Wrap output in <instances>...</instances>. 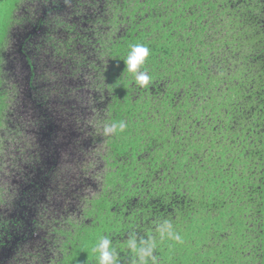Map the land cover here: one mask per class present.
<instances>
[{
	"label": "trees",
	"instance_id": "16d2710c",
	"mask_svg": "<svg viewBox=\"0 0 264 264\" xmlns=\"http://www.w3.org/2000/svg\"><path fill=\"white\" fill-rule=\"evenodd\" d=\"M218 2L222 6L221 13L215 12ZM121 3L117 9L129 15L125 19L127 24L114 35L116 39L111 38L103 45L111 63L110 68L106 67L109 79L118 77L110 87L114 93L112 100L122 98L130 105L131 98L136 95L137 102L142 101L139 105L147 107L148 98L158 97L157 92H161L164 113L179 118L180 128L167 132V139L162 142L155 138L154 130L148 136L142 127L138 133L147 142L140 145L135 157L132 148L136 146L131 148L128 144L120 152L122 143L118 139L114 142V156H125L124 162L116 160L113 163L118 165L117 170L109 173L117 192L102 198L101 205L104 201L109 205L100 210L97 218L83 223L80 229L90 230L99 224L101 217L110 218L104 233L115 249L116 264H140L128 242L139 243L141 239L151 240L155 245L153 256L147 258L145 264H264V0H121ZM171 5L174 8L170 11ZM66 7L54 4L41 12L48 18L52 10L59 9L61 18ZM229 7L232 9L227 13ZM211 9H214V18L217 14L228 17L220 31L212 35L208 24L202 23ZM109 19L116 25V18ZM239 20L246 26L243 27ZM42 23L40 18L35 25H25L23 32L13 34L15 40L23 39V53L17 54L29 57L27 43L38 34ZM47 23L48 19L42 30ZM49 32L47 30L46 35L40 37L44 43L52 37ZM134 44H143L150 50L140 69L151 78L146 87L135 83L134 74L125 64ZM198 44L205 45L206 49L199 48ZM170 45H175L177 52L173 53ZM178 59L184 63L178 61L180 69L172 74L165 64L173 66ZM28 63L31 70L25 86L33 93L37 89L36 72L31 58L26 61ZM188 65L191 74L184 77ZM162 77L172 80L163 79L166 82L160 85ZM213 99H216L214 105L210 103ZM110 103L115 122L125 121L116 108L120 101ZM134 106L136 104L130 106L132 112ZM54 128L58 126L51 125V129ZM157 141L159 146L151 151L149 158L140 156L139 150L155 147ZM200 161H203V172L198 166ZM241 164L242 169L239 168ZM158 169L165 172L155 176ZM246 176L250 184L239 183ZM196 190L202 194V202L197 199ZM239 192L242 197L238 201L253 204L247 212L253 211L250 218H255L253 226L258 232L249 223L241 227L232 225L228 233L235 234L234 246L230 242L210 244V238L216 240L220 230L215 229L210 218L202 220L199 214L207 212L211 216L213 208L224 210L221 217L232 214L235 209L223 208L226 203L223 202L226 196ZM257 203L262 204V210ZM244 213L241 211L240 215ZM165 221L180 234L182 242L161 234L159 225ZM183 225L189 232L186 236ZM248 228L254 230V235ZM7 235L11 238L8 241L19 239L21 242L27 238V235L19 237L14 229ZM83 260L89 264L99 262V253Z\"/></svg>",
	"mask_w": 264,
	"mask_h": 264
},
{
	"label": "rangeland",
	"instance_id": "374dc122",
	"mask_svg": "<svg viewBox=\"0 0 264 264\" xmlns=\"http://www.w3.org/2000/svg\"><path fill=\"white\" fill-rule=\"evenodd\" d=\"M59 3L67 6L61 18L59 9L52 10L48 18L41 12ZM120 4L121 0H0V264H62L63 258V264H89L83 259L98 254L96 244L105 237L104 228L110 218L101 217L99 224L90 230L80 226L97 218L100 210L109 205L104 201L102 206V198L117 192L109 173L117 170L118 165L113 163L124 162L125 156H114V142L118 139L122 143L120 152L128 144L136 146L131 147L135 157L140 145L147 142L138 133L142 127L148 136L154 130L155 138L162 142L167 139V132L180 128L179 118L164 113L161 92H157L158 97L148 98L147 107L139 105L142 101L137 102L136 95L130 105L122 98L112 100L114 93L110 87L118 77L109 79L106 67L110 68L111 63L103 45L127 24L125 19L129 15L117 9ZM221 7L215 12L219 13ZM171 8L174 6L169 7L170 11ZM213 10L202 21L208 24L211 35L220 31L221 24L228 19L220 14L214 18ZM109 17L116 18V25H112ZM40 18L43 23L48 19L47 27L42 30L41 24L38 34L27 43L29 57H22L16 53L18 40L13 34L23 32L25 25H35ZM47 30L52 37L44 43L40 37ZM198 46L206 49L205 45ZM170 48L173 53L177 52L175 45ZM28 58L33 60L36 72L37 89L33 93L25 86L30 76ZM178 61L184 63L178 59L173 66L165 64L166 69L174 74L180 69ZM189 67L182 76L191 74ZM163 79L172 80L162 77L159 81ZM113 101H120L116 108L127 127L122 132L117 130L105 135L104 127L115 122L110 108ZM215 102L213 99L210 103ZM135 104L132 112L130 106ZM54 124L58 128L51 129ZM156 143L155 147L139 150L140 156L149 158L151 151L159 146ZM202 164L200 161L198 165L200 172L205 171ZM242 167L241 164L239 168ZM164 172L158 169L155 176ZM233 176L236 178L235 173ZM239 181L250 184L248 176ZM201 196L198 194L197 199L202 202ZM241 197L240 192L226 196L223 208L235 209L232 214L221 217L222 208L211 209V216L207 212L199 214L202 220L210 218V223L220 230L216 240L211 237L208 243L230 242L234 246L235 234L228 233L232 225L241 227L249 223L258 232L253 226L255 218H250L253 211L247 212L253 204L238 201ZM229 202L233 204L230 206ZM260 205L256 206L262 210ZM240 210L245 212L243 216ZM13 229L19 237L27 235V238L21 242L19 239L8 241L11 238L7 233ZM248 230L254 235L252 228ZM188 233L186 227L184 236Z\"/></svg>",
	"mask_w": 264,
	"mask_h": 264
},
{
	"label": "clouds",
	"instance_id": "9594fccd",
	"mask_svg": "<svg viewBox=\"0 0 264 264\" xmlns=\"http://www.w3.org/2000/svg\"><path fill=\"white\" fill-rule=\"evenodd\" d=\"M149 55L150 50L147 46L143 44H134L131 46L125 59L127 70L134 74L135 83L141 87H146L150 83L151 78L147 72L140 70ZM126 127V122L119 121L106 125L103 131L105 135H108L115 133L117 130L122 132ZM159 230L162 235L166 234L170 239L182 242L180 234L174 232L172 225L167 221L159 225ZM128 247L138 256L140 264H145L146 259L153 256L155 245L151 240L141 239L139 243L136 241H129ZM95 251L99 253V264H116V252L115 249L112 248L111 241L107 237L100 240L96 245Z\"/></svg>",
	"mask_w": 264,
	"mask_h": 264
},
{
	"label": "flooded vegetation",
	"instance_id": "af4514ba",
	"mask_svg": "<svg viewBox=\"0 0 264 264\" xmlns=\"http://www.w3.org/2000/svg\"><path fill=\"white\" fill-rule=\"evenodd\" d=\"M23 41V39L22 40H18V42H17V49H16V53H23V46H22V44H21V42ZM21 44V45H20Z\"/></svg>",
	"mask_w": 264,
	"mask_h": 264
},
{
	"label": "water",
	"instance_id": "95a60500",
	"mask_svg": "<svg viewBox=\"0 0 264 264\" xmlns=\"http://www.w3.org/2000/svg\"><path fill=\"white\" fill-rule=\"evenodd\" d=\"M27 66H28V68L31 70V65H30L29 63L27 64Z\"/></svg>",
	"mask_w": 264,
	"mask_h": 264
}]
</instances>
